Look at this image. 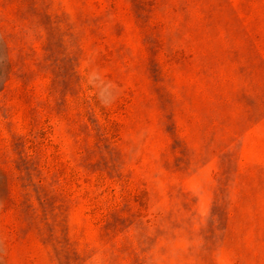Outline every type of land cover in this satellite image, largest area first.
Here are the masks:
<instances>
[{"label":"rangeland","instance_id":"1","mask_svg":"<svg viewBox=\"0 0 264 264\" xmlns=\"http://www.w3.org/2000/svg\"><path fill=\"white\" fill-rule=\"evenodd\" d=\"M0 264H264V0H0Z\"/></svg>","mask_w":264,"mask_h":264}]
</instances>
